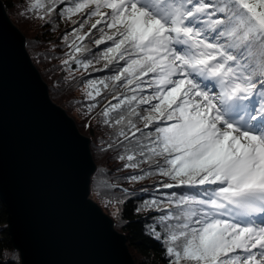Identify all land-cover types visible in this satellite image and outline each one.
I'll use <instances>...</instances> for the list:
<instances>
[{"label":"trees","instance_id":"obj_1","mask_svg":"<svg viewBox=\"0 0 264 264\" xmlns=\"http://www.w3.org/2000/svg\"><path fill=\"white\" fill-rule=\"evenodd\" d=\"M3 2L50 96L90 136V194L124 235L133 263L240 264V211L222 192L238 187L229 167L251 155L236 144L241 155L233 159L217 129L195 118L156 33L145 34L141 20L111 0ZM163 4L205 35L216 66L230 62L264 103V0ZM0 264H20L1 203Z\"/></svg>","mask_w":264,"mask_h":264},{"label":"water","instance_id":"obj_2","mask_svg":"<svg viewBox=\"0 0 264 264\" xmlns=\"http://www.w3.org/2000/svg\"><path fill=\"white\" fill-rule=\"evenodd\" d=\"M95 168L0 0V203L20 264H134L90 194Z\"/></svg>","mask_w":264,"mask_h":264},{"label":"rangeland","instance_id":"obj_3","mask_svg":"<svg viewBox=\"0 0 264 264\" xmlns=\"http://www.w3.org/2000/svg\"><path fill=\"white\" fill-rule=\"evenodd\" d=\"M111 1L121 3L120 8L130 19L139 18L148 28L147 31L142 28L145 34L156 33L157 40L166 46L165 60L175 69L172 79L186 88L189 99L198 110L195 118H201L204 124H212L217 129L229 147L226 153L230 156L231 152L236 159L241 155L236 149L238 144L239 149L251 155L250 160L243 163L246 168L239 163L229 167L232 172L230 178L238 187L228 192L223 190L222 195L240 211V216L233 218L244 238V247L237 253L238 262L264 264V172L260 170L264 171V103L258 102L254 93L244 85L242 75L230 68V62L216 66V57L208 54V43L201 40L206 36L194 32L188 20L180 17L181 14L174 10L166 11L164 0ZM108 9L109 6L103 8L101 14ZM8 16L11 19L9 13ZM11 21L14 22L13 19ZM14 24L25 35L20 25ZM68 114L77 124L76 119ZM256 146L261 150L256 152Z\"/></svg>","mask_w":264,"mask_h":264}]
</instances>
